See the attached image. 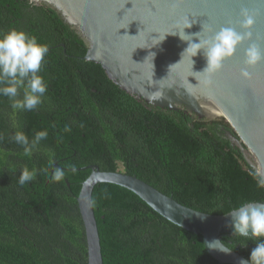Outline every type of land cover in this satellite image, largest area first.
<instances>
[{
  "label": "trees",
  "instance_id": "16d2710c",
  "mask_svg": "<svg viewBox=\"0 0 264 264\" xmlns=\"http://www.w3.org/2000/svg\"><path fill=\"white\" fill-rule=\"evenodd\" d=\"M10 29L49 46L40 73L48 87L33 111L18 112L0 97V264H87L76 198L90 171H68L70 165L135 176L206 214L264 203V184L225 137L235 133L223 118L199 119L127 94L99 64L82 58L84 41L48 6L0 0V33ZM42 130L47 139L31 155L10 139L22 131L31 142ZM50 164L65 169L63 181L45 175ZM24 167L36 175L21 187ZM93 200L103 264H219L201 236L168 222L130 191L100 183ZM220 240L247 260L257 242L232 235Z\"/></svg>",
  "mask_w": 264,
  "mask_h": 264
},
{
  "label": "water",
  "instance_id": "95a60500",
  "mask_svg": "<svg viewBox=\"0 0 264 264\" xmlns=\"http://www.w3.org/2000/svg\"><path fill=\"white\" fill-rule=\"evenodd\" d=\"M29 1L55 10L84 41L87 50L82 58L99 64L114 84L135 99L199 119L223 118L235 133L226 131L225 137L240 150L264 184V60L250 69L251 79L241 80L239 69L249 43L245 41L213 76L211 86H206L203 74H199L206 67L202 51L191 64L188 55L182 59L189 42L182 41L178 34H169L181 32L188 17L196 22L184 30L185 35L192 37L191 43H198L196 34L202 26V37L210 34L209 27L214 33L221 27L237 26L241 11L246 9L255 18L251 42L264 52V0ZM81 170L90 171L76 198L87 264H103L96 218L90 206L92 190L100 183L130 191L168 222L201 236L205 251L219 264L248 261L234 251L226 254L207 247L222 235L234 236L229 213L212 215L193 210L123 172L100 171L96 165L76 169Z\"/></svg>",
  "mask_w": 264,
  "mask_h": 264
},
{
  "label": "clouds",
  "instance_id": "9594fccd",
  "mask_svg": "<svg viewBox=\"0 0 264 264\" xmlns=\"http://www.w3.org/2000/svg\"><path fill=\"white\" fill-rule=\"evenodd\" d=\"M184 20L185 26L181 32L169 34H178L182 41L189 42L188 47L182 53V59L185 55H188L191 64L193 63L192 58L202 51L206 60V67L199 74H203V83L206 86H211L213 76L222 69L227 59L234 56L237 49L245 41H249V43L244 50L239 78L241 80L251 79L252 72L250 69L264 60V52H262L259 45L251 42L253 35L251 28L255 23V18L246 9L241 11L240 18L236 21L238 28L237 26H226L213 33V29L209 27L208 32L210 34L202 37L201 32L204 31L202 26V31L196 34L199 40L198 43H191L192 37L185 35L184 32L196 21L192 20L190 22L188 17H185ZM189 37L191 39H188ZM48 51L49 46L47 44L38 43L35 36H31L24 31L10 29L7 32L0 33V97H6L10 102V106L18 112L36 110L42 103L48 85L40 73ZM70 131L71 127L65 125L64 132ZM47 136V130L39 131L35 133L33 140L30 142L25 133L18 131L10 139L23 147L25 155H31L33 149L37 147L41 140L47 139ZM2 140L3 134H0V141ZM49 166L52 168L51 173L47 168L42 171L51 181L61 182L65 179V169L54 167L51 164ZM69 169L73 172L76 171L75 165H70ZM35 175V170L30 171L27 167H24L18 177L19 185L23 187L31 182ZM94 204V200L90 201V206H94ZM227 216L230 218V226L233 229L234 236L257 241L250 253L249 260L241 261V264H264V203L243 202L234 207ZM178 226L180 227V225ZM207 247L210 250H217L226 254L231 253L234 249L230 242L223 240L209 242Z\"/></svg>",
  "mask_w": 264,
  "mask_h": 264
},
{
  "label": "rangeland",
  "instance_id": "374dc122",
  "mask_svg": "<svg viewBox=\"0 0 264 264\" xmlns=\"http://www.w3.org/2000/svg\"><path fill=\"white\" fill-rule=\"evenodd\" d=\"M120 169V168H119Z\"/></svg>",
  "mask_w": 264,
  "mask_h": 264
}]
</instances>
